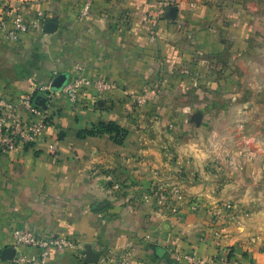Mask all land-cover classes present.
Here are the masks:
<instances>
[{
  "label": "crops",
  "instance_id": "obj_1",
  "mask_svg": "<svg viewBox=\"0 0 264 264\" xmlns=\"http://www.w3.org/2000/svg\"><path fill=\"white\" fill-rule=\"evenodd\" d=\"M57 1L0 0V17L32 22ZM163 1L91 0L78 17L84 0H62L54 33L0 35V98L15 100L54 72L70 76L75 62L117 85L107 100L86 92L76 105L46 103L56 153H0V253L18 228L75 242L48 264H89L87 245L102 252L92 264H117L101 258L125 248L129 264L224 251L264 264V0ZM159 11L151 41L149 15ZM125 92L146 103L136 107ZM109 121L127 131L123 144L77 137ZM174 185L185 197L176 215L151 196Z\"/></svg>",
  "mask_w": 264,
  "mask_h": 264
},
{
  "label": "built area",
  "instance_id": "obj_2",
  "mask_svg": "<svg viewBox=\"0 0 264 264\" xmlns=\"http://www.w3.org/2000/svg\"><path fill=\"white\" fill-rule=\"evenodd\" d=\"M177 0H165L161 3L163 7L173 5ZM91 0H84L81 15L89 13ZM162 11L149 15V38L155 40L157 19ZM40 14L37 19L27 22L20 13H16L10 22L0 17V35L7 41L17 42L22 34L29 30L40 27ZM42 27V26H41ZM58 74L54 72L52 80ZM51 80V81H52ZM50 83L41 84L35 90L16 98L8 100L0 98V153L17 152L26 146L44 145L49 154L57 151L55 141L45 135L49 114L34 104L36 96L43 95L48 101L55 97H64L71 105H76L79 97L89 92L93 100H107L117 89L114 82L109 81L105 76L98 75L90 77L86 74L82 65H75L68 76L66 84L59 90L53 91ZM135 102L140 108L146 103L144 95H135L129 92L124 93ZM27 114L26 118L22 113ZM115 189L118 186L115 185ZM151 196L159 209L168 208L176 215L179 204L185 201V197L179 186L174 185L168 189L156 187L151 190ZM191 208H197L196 202H191ZM12 248L15 253L9 260H3L0 256V264H48L49 257L53 251L70 250L75 251L77 245L67 237L59 235L38 236L30 231H23L15 228L11 232ZM106 257L101 258L105 263L117 262V264H129L130 252L125 249L106 250ZM229 251L216 255L208 260H198L190 255L174 253L173 262L179 264L186 261L189 264H241L235 257H228ZM1 255V253H0ZM100 259V258H99Z\"/></svg>",
  "mask_w": 264,
  "mask_h": 264
},
{
  "label": "water",
  "instance_id": "obj_3",
  "mask_svg": "<svg viewBox=\"0 0 264 264\" xmlns=\"http://www.w3.org/2000/svg\"><path fill=\"white\" fill-rule=\"evenodd\" d=\"M57 29V24L53 21H47L44 24L43 27V31L45 33H53L54 31H56ZM68 80V74L67 73H60L58 74L52 81L50 84V88L53 91L59 90L61 89L67 82ZM48 102L47 97L43 96V95H38L36 96L35 100H34V104L42 109H45L46 107V103ZM201 118V114L197 113L196 114V121L199 120ZM15 251L13 248H6L1 252V258L3 260H9L13 257ZM85 260L86 263L92 264V263H96L99 260V255L94 254V253H85Z\"/></svg>",
  "mask_w": 264,
  "mask_h": 264
},
{
  "label": "trees",
  "instance_id": "obj_4",
  "mask_svg": "<svg viewBox=\"0 0 264 264\" xmlns=\"http://www.w3.org/2000/svg\"><path fill=\"white\" fill-rule=\"evenodd\" d=\"M102 135H108L115 144L121 145L124 142V138L127 136V131L117 123L109 121L98 122L97 124L92 125L90 128L82 129L77 133V137L80 139ZM228 257H233L231 251L228 252ZM170 264H174V262L171 261Z\"/></svg>",
  "mask_w": 264,
  "mask_h": 264
},
{
  "label": "rangeland",
  "instance_id": "obj_5",
  "mask_svg": "<svg viewBox=\"0 0 264 264\" xmlns=\"http://www.w3.org/2000/svg\"><path fill=\"white\" fill-rule=\"evenodd\" d=\"M61 3H63L62 2V0H59V1H57V4H54V6H53V8H54V10L52 11L51 9L50 10H47V11H43V12H40L39 14V16H40V27H38L37 29H32L34 32L35 31H41V29H43V27H41L42 25H43V23H45V22H47V21H53V22H55L58 26H59V23H60V21H61V19H63L62 17V13H63V6L65 5H61ZM64 3H66V2H64ZM163 7V6H162ZM79 16H81V14H80V12H79V15H78V17ZM35 19H37V17L35 18ZM54 33V32H53ZM75 65H82L80 62H75L74 64H73V67L75 66ZM51 80H52V77L50 78V79H48L46 82H44V83H38L37 82V85H31L32 87H31V90H35L36 89V87H38L39 85H41V84H48V83H50L51 82ZM30 90V91H31ZM85 252H89V253H94V254H97V255H100L102 252H101V250H99V252H97V251H95V250H93V248H91V246H89V245H87L86 246V249H85Z\"/></svg>",
  "mask_w": 264,
  "mask_h": 264
}]
</instances>
